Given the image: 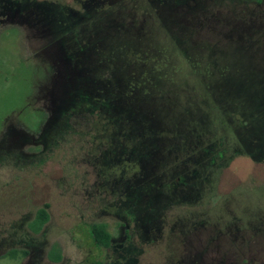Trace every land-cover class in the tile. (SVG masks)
Listing matches in <instances>:
<instances>
[{
    "label": "rangeland",
    "instance_id": "374dc122",
    "mask_svg": "<svg viewBox=\"0 0 264 264\" xmlns=\"http://www.w3.org/2000/svg\"><path fill=\"white\" fill-rule=\"evenodd\" d=\"M0 264H264V0H0Z\"/></svg>",
    "mask_w": 264,
    "mask_h": 264
},
{
    "label": "trees",
    "instance_id": "16d2710c",
    "mask_svg": "<svg viewBox=\"0 0 264 264\" xmlns=\"http://www.w3.org/2000/svg\"><path fill=\"white\" fill-rule=\"evenodd\" d=\"M80 101L87 104L86 107H82V113H85V112L90 113V111H88L89 110L88 107L90 108L91 103L88 100H80ZM46 207H47V204H44V207H41L36 211V215L32 223L34 232H37L41 228V226L44 223H46L48 220V213H47ZM88 234L92 238L96 246L108 247L110 245V234L106 230L105 224L91 223L88 226Z\"/></svg>",
    "mask_w": 264,
    "mask_h": 264
}]
</instances>
